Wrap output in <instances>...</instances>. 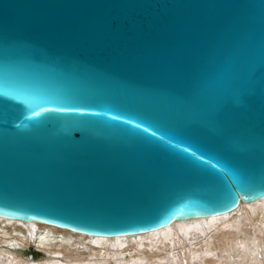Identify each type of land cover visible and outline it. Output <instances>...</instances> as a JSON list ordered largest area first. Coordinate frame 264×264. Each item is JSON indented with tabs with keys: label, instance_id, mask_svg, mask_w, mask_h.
<instances>
[{
	"label": "water",
	"instance_id": "obj_1",
	"mask_svg": "<svg viewBox=\"0 0 264 264\" xmlns=\"http://www.w3.org/2000/svg\"><path fill=\"white\" fill-rule=\"evenodd\" d=\"M260 199L264 0H0V218L113 239Z\"/></svg>",
	"mask_w": 264,
	"mask_h": 264
},
{
	"label": "bare ground",
	"instance_id": "obj_2",
	"mask_svg": "<svg viewBox=\"0 0 264 264\" xmlns=\"http://www.w3.org/2000/svg\"><path fill=\"white\" fill-rule=\"evenodd\" d=\"M0 264H264V199L113 239L0 218Z\"/></svg>",
	"mask_w": 264,
	"mask_h": 264
}]
</instances>
